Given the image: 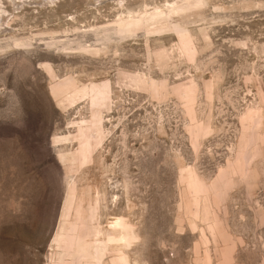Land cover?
<instances>
[{"label":"rangeland","instance_id":"rangeland-1","mask_svg":"<svg viewBox=\"0 0 264 264\" xmlns=\"http://www.w3.org/2000/svg\"><path fill=\"white\" fill-rule=\"evenodd\" d=\"M22 1L0 4V264H58L68 203L128 226L109 264H264V0Z\"/></svg>","mask_w":264,"mask_h":264},{"label":"bare ground","instance_id":"bare-ground-1","mask_svg":"<svg viewBox=\"0 0 264 264\" xmlns=\"http://www.w3.org/2000/svg\"><path fill=\"white\" fill-rule=\"evenodd\" d=\"M21 1L22 0H14L15 11H19L20 10L19 8H22L21 7L22 6ZM24 1H22V2H24ZM46 1L47 0H41L39 2V4L40 3L42 4L43 2H46ZM122 2H124V0H119L120 4ZM1 3H3V0H0V4ZM123 4H122V6H123ZM168 7H170V8H168L167 11H162V10L158 11L160 8L157 10L155 9L156 11L154 13H152L148 16H145L144 18H141V17L140 18H135V17L134 18H132V17L123 18L122 17L119 19V21L116 23V25L111 26V27H104V28H100V29L103 33H105V35H108V33L112 31V33L114 32V33H116V34H118L124 38L129 33V31H131L132 26L135 24L140 25L142 22L143 23L144 22L145 23L157 22L158 20L163 19V18H167L169 20L174 14H177L180 11L184 10L183 7H175V5L173 7H171L169 5ZM8 14L9 13L7 11L4 12L0 8V19L6 17V22L4 21L5 24L3 22L2 23L0 22V34H5L6 31L9 29L12 30V28L10 26V21L14 20V17L16 15H14V16L12 15V17L8 18ZM137 16H138V14H137ZM7 18H8V20H7ZM7 21H8V23H7ZM174 25H176V24H174ZM175 27H177V25ZM94 31H95L96 35L98 36L99 35L98 31H100L99 28H96ZM101 31H100V33H101ZM132 32H133V30H132ZM101 36L103 37V35H101ZM7 37L8 36H5V37H3V39H7ZM99 39H100V37H99ZM81 41L82 40H78V41L76 40L73 43L78 42V44H81L80 43ZM102 42H103V40H102ZM57 44L59 45V43L53 42L51 45L54 46ZM94 45L98 46L97 44H94ZM87 50L98 51V49H96L95 46H89L87 48ZM58 141H60L59 138L55 140V142H58ZM67 157L62 152L60 153V158L62 159L63 162H67ZM77 202H78V200H77ZM84 203H82V205ZM79 204H80V202H79ZM97 208L94 207L92 210H90L88 222L82 224L81 219L83 217V211H82L83 209L81 208V206L78 207L77 208L76 221L70 223V222L66 221L67 220L66 218L70 215L71 203L67 204V206L65 207V211H64V219L61 223L60 229H59V231H58V233H57V235L53 241V244H52V248L55 247L56 249L60 250L63 247V242H65L64 248H63L61 254L56 253L57 259L59 261L58 264H65L66 258L70 257V256H73L74 264H109L108 254L110 252L112 245H116L114 243H119L121 246H124V247L129 246L131 239H132V233L129 230L128 226L123 221L119 220L115 224L114 223L112 224L111 229H104V227L102 228L99 221H98ZM100 218H101V216H100ZM71 219H72V217H71ZM90 222L93 224V227H91V225L89 224ZM95 232H98L99 239L98 240L94 239V241H91V239L95 235H97V233H95ZM133 233H135V232L133 231ZM134 238H135V236H134ZM116 249H118V248H116ZM126 257L125 256L121 257V260L124 262V264H127V261H126L127 258Z\"/></svg>","mask_w":264,"mask_h":264}]
</instances>
